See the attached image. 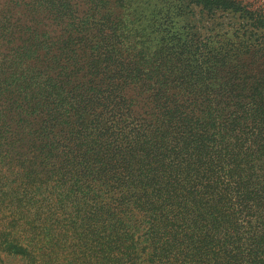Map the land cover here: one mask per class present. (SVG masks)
Masks as SVG:
<instances>
[{
	"label": "trees",
	"instance_id": "obj_1",
	"mask_svg": "<svg viewBox=\"0 0 264 264\" xmlns=\"http://www.w3.org/2000/svg\"><path fill=\"white\" fill-rule=\"evenodd\" d=\"M264 264V4L0 0V264Z\"/></svg>",
	"mask_w": 264,
	"mask_h": 264
},
{
	"label": "rangeland",
	"instance_id": "obj_2",
	"mask_svg": "<svg viewBox=\"0 0 264 264\" xmlns=\"http://www.w3.org/2000/svg\"><path fill=\"white\" fill-rule=\"evenodd\" d=\"M256 1H257V3L264 4V0H256ZM6 264H24V262L22 260L14 257V258H7Z\"/></svg>",
	"mask_w": 264,
	"mask_h": 264
}]
</instances>
